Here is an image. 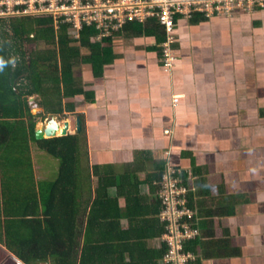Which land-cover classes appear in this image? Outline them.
<instances>
[{
    "label": "crops",
    "instance_id": "0c3cea01",
    "mask_svg": "<svg viewBox=\"0 0 264 264\" xmlns=\"http://www.w3.org/2000/svg\"><path fill=\"white\" fill-rule=\"evenodd\" d=\"M170 37V72L152 51L153 37L111 39L97 78L87 65L73 69L91 101L62 99L73 111L63 109L58 121L73 135L74 119H82V175L117 183L127 173L148 204L168 171L186 184L197 264H264V12L176 20ZM43 155L30 143L35 185L55 170ZM1 178L0 167V187ZM4 220L0 207V264H20L5 248Z\"/></svg>",
    "mask_w": 264,
    "mask_h": 264
},
{
    "label": "trees",
    "instance_id": "16d2710c",
    "mask_svg": "<svg viewBox=\"0 0 264 264\" xmlns=\"http://www.w3.org/2000/svg\"><path fill=\"white\" fill-rule=\"evenodd\" d=\"M67 26L55 30L43 18L0 19V207L5 248L20 264H163L166 249L159 239L165 224L157 216L159 201L148 204L138 193L139 182L127 173L117 183L110 177L97 178L95 171L81 174V117L77 134L35 141V118L60 116L63 109L72 112L71 104L62 108V99L79 95L91 101V94L73 81L74 67L89 66L95 79L110 53V39L90 42L97 34L94 27H84L76 44ZM114 36L153 37L157 46L152 51L161 58L165 37L152 21L145 27L127 24ZM25 45L36 47L28 51ZM33 97L43 117L31 114L28 100ZM30 143L56 162L52 180L34 184ZM160 170L152 175L153 181L160 180ZM91 177L96 179L94 188ZM198 248L197 241L188 243L190 251Z\"/></svg>",
    "mask_w": 264,
    "mask_h": 264
},
{
    "label": "built area",
    "instance_id": "2783aa9c",
    "mask_svg": "<svg viewBox=\"0 0 264 264\" xmlns=\"http://www.w3.org/2000/svg\"><path fill=\"white\" fill-rule=\"evenodd\" d=\"M255 11L264 12V0H0V19L43 18L55 30L67 24L68 36L76 44L84 27H94L97 31L90 38L95 44L115 38L127 24L145 27L152 21L165 37L159 58L164 72H170L174 61L170 34L176 20L208 21ZM158 186L155 195L161 208L158 219L165 224L159 239L166 249L163 264H196L198 257L189 251L188 243L199 240L200 236L193 225V211L187 204L188 188L173 171H168Z\"/></svg>",
    "mask_w": 264,
    "mask_h": 264
},
{
    "label": "water",
    "instance_id": "95a60500",
    "mask_svg": "<svg viewBox=\"0 0 264 264\" xmlns=\"http://www.w3.org/2000/svg\"><path fill=\"white\" fill-rule=\"evenodd\" d=\"M32 99H29V104L32 103ZM36 107H31V114L33 116H36L37 114H41L38 111L34 110ZM35 122L38 121V119L34 120ZM74 128H75V134L79 132V120L78 118L74 119ZM66 130H67V123H63L61 125V128L59 129V125L57 124V120L54 116L49 117L48 120L45 122H39L37 126H35L34 129V138L35 141H42L47 139H53L55 137H64L66 136Z\"/></svg>",
    "mask_w": 264,
    "mask_h": 264
},
{
    "label": "rangeland",
    "instance_id": "374dc122",
    "mask_svg": "<svg viewBox=\"0 0 264 264\" xmlns=\"http://www.w3.org/2000/svg\"><path fill=\"white\" fill-rule=\"evenodd\" d=\"M26 47L25 48H28L29 50L28 51H34V49H35V47H36V45H25ZM39 48H41V49H43L44 47L43 46H40ZM83 55V54H82ZM80 66V65H79ZM28 102H29V100H28ZM30 105V108L31 107H33V106H36V99H35V101H32V103H30L29 104ZM38 109V108H37ZM34 110H36V108H34ZM39 111H40V109H38ZM36 116H39V114H37ZM35 117V116H34ZM61 117V116H60ZM65 117V116H64ZM40 122H43L42 120H41V118H40V120H39ZM44 157H45V159H46V163H49L50 161H51V159L50 158H48V157H46L45 155H43ZM54 162V161H53ZM55 165H56V162H55ZM55 174H56V171L54 172L53 171V174H52V176H51V179L50 180H52V178H54L55 177ZM156 245V244H155ZM151 247H152V245H151ZM153 248V247H152Z\"/></svg>",
    "mask_w": 264,
    "mask_h": 264
},
{
    "label": "clouds",
    "instance_id": "9594fccd",
    "mask_svg": "<svg viewBox=\"0 0 264 264\" xmlns=\"http://www.w3.org/2000/svg\"><path fill=\"white\" fill-rule=\"evenodd\" d=\"M194 19H199V18H194ZM194 19H192V20H194ZM192 20H190V21H188V22H191ZM199 20H201V19H199ZM203 21H205V20H203ZM209 21V20H208ZM174 58V57H173ZM0 64H2V62H0ZM30 99H32V98H30ZM29 103V102H28ZM61 116V117H60ZM60 116H54L55 117V119L57 120V124L59 125V129L61 128V125L64 123V122H59L58 121V119L60 118L61 120H63V113L60 115ZM51 117V116H50ZM36 119V118H35ZM66 123V122H65ZM38 124V121H36V125ZM66 135H68V134H66ZM184 183V182H183ZM185 186H186V184H184ZM187 187V186H186ZM188 188V187H187ZM155 198H156V196H155ZM159 215V214H158ZM157 215V216H158ZM190 251V250H189ZM192 254H194V256H197L198 257V251H195V252H192V251H190ZM198 259H199V257L196 259L197 261H198Z\"/></svg>",
    "mask_w": 264,
    "mask_h": 264
},
{
    "label": "flooded vegetation",
    "instance_id": "af4514ba",
    "mask_svg": "<svg viewBox=\"0 0 264 264\" xmlns=\"http://www.w3.org/2000/svg\"><path fill=\"white\" fill-rule=\"evenodd\" d=\"M41 114H39L40 116H42L43 117V115H42V112H40ZM51 115H46V116H44L43 118H41V117H37L36 119H38V123L40 122L39 120H40V118H41V120L43 121V122H45L46 120H48L49 119V117H50ZM35 120V119H34ZM37 126V125H36Z\"/></svg>",
    "mask_w": 264,
    "mask_h": 264
}]
</instances>
